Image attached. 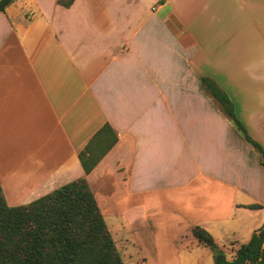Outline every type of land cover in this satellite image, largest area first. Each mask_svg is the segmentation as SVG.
<instances>
[{
  "label": "crops",
  "instance_id": "1",
  "mask_svg": "<svg viewBox=\"0 0 264 264\" xmlns=\"http://www.w3.org/2000/svg\"><path fill=\"white\" fill-rule=\"evenodd\" d=\"M244 75L264 83V0H14L0 11L6 204L85 179L103 218L137 211L142 241L200 226L232 259L264 223V166L201 79L264 150V91H231ZM105 125L116 143L85 174L78 154Z\"/></svg>",
  "mask_w": 264,
  "mask_h": 264
},
{
  "label": "trees",
  "instance_id": "2",
  "mask_svg": "<svg viewBox=\"0 0 264 264\" xmlns=\"http://www.w3.org/2000/svg\"><path fill=\"white\" fill-rule=\"evenodd\" d=\"M14 0H0L3 12ZM71 0H58L68 6ZM203 88L219 103L223 112L245 140L260 154L264 150L251 139L236 118L233 105L209 78ZM113 130L105 125L78 154L85 174H89L116 143ZM256 208V206H250ZM191 234L209 249L213 264H264V223L242 244L232 259L218 248L211 234L194 226ZM0 264H124L117 252L104 218L85 179L52 191L27 204L9 207L0 188Z\"/></svg>",
  "mask_w": 264,
  "mask_h": 264
},
{
  "label": "rangeland",
  "instance_id": "3",
  "mask_svg": "<svg viewBox=\"0 0 264 264\" xmlns=\"http://www.w3.org/2000/svg\"><path fill=\"white\" fill-rule=\"evenodd\" d=\"M255 90L264 91V83H254L250 80V77L248 75H244L243 79H241L240 81V85H235V87H233L231 91ZM232 126L233 128L231 127V129H233L236 135L240 137L244 143H246L247 141L245 140L244 135L236 128L234 124ZM254 151L257 154L256 157H258L259 160L260 154L255 149ZM114 211L116 212V209L113 210V212ZM117 211L119 210L117 209ZM134 213L135 216L130 218V220L128 221V225H126V223L122 220L121 211H119L116 216H104V221L107 229L124 264L213 263L210 250L199 244L195 240V238L188 233L187 226H179L176 232V240L174 239L172 241H168V238H170V236L165 235V232L164 235L160 236L161 241L152 239L151 235H148L147 241H142L141 232L146 230L148 227H146L143 219H139V217H137V211H135ZM149 221L152 222V220ZM216 244L218 248L226 254L227 259L230 260L231 253L234 252V249L231 247H224V249H222L217 242Z\"/></svg>",
  "mask_w": 264,
  "mask_h": 264
}]
</instances>
